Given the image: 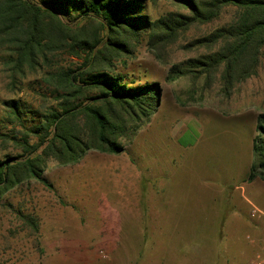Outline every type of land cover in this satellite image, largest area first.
Wrapping results in <instances>:
<instances>
[{
	"label": "rangeland",
	"instance_id": "rangeland-1",
	"mask_svg": "<svg viewBox=\"0 0 264 264\" xmlns=\"http://www.w3.org/2000/svg\"><path fill=\"white\" fill-rule=\"evenodd\" d=\"M146 5L155 20L176 11L167 0ZM230 16L226 9L158 46L144 37L115 62L133 86L157 83L156 111L121 139V153L49 161L43 177L50 187L31 179L3 194L0 264H250L264 250L244 199L255 200L264 187V180L247 181L256 117L264 113V68L229 97L216 83L206 89L202 81L168 78L173 66L203 55L207 49L193 42ZM79 63L57 53L50 65ZM43 73L12 80L0 64V120L2 102L11 99L38 112L55 107ZM0 131L21 138L14 124L0 123ZM15 143L0 140V160L21 153Z\"/></svg>",
	"mask_w": 264,
	"mask_h": 264
},
{
	"label": "trees",
	"instance_id": "trees-1",
	"mask_svg": "<svg viewBox=\"0 0 264 264\" xmlns=\"http://www.w3.org/2000/svg\"><path fill=\"white\" fill-rule=\"evenodd\" d=\"M167 1L176 11L155 20L147 0H0L1 66L12 80L44 72L56 103L38 112L20 100L2 102L7 119L0 123L19 126L22 133L17 139L0 131V140H14L21 149L0 160V199L31 179L50 187L43 177L49 161L70 165L89 151L122 152L121 139H131L158 105L157 83L133 86L115 71V62L144 37L150 46L169 43L191 25L230 9L227 22L193 42L207 51L173 66L169 80L189 78L194 86L202 81L206 89L216 83L229 97L264 68V0ZM57 53L81 63L53 67ZM255 133L249 182L264 180V113L256 117ZM28 223L37 227L32 218Z\"/></svg>",
	"mask_w": 264,
	"mask_h": 264
},
{
	"label": "crops",
	"instance_id": "crops-1",
	"mask_svg": "<svg viewBox=\"0 0 264 264\" xmlns=\"http://www.w3.org/2000/svg\"><path fill=\"white\" fill-rule=\"evenodd\" d=\"M259 189H258L259 192L256 191L257 195L254 196L255 200H251L249 198V195H252V194H248V196L247 197L245 196L244 199H245V201L249 202V207L254 206L264 213V187H262L260 190ZM252 201H254V202H252ZM258 222H261V223H258ZM254 223L257 224L256 232H258L259 234H263L264 233L263 221L262 220H260V221L254 220Z\"/></svg>",
	"mask_w": 264,
	"mask_h": 264
},
{
	"label": "built area",
	"instance_id": "built-area-1",
	"mask_svg": "<svg viewBox=\"0 0 264 264\" xmlns=\"http://www.w3.org/2000/svg\"><path fill=\"white\" fill-rule=\"evenodd\" d=\"M249 215L252 219L262 220L264 223V213L260 211L258 208L251 206ZM250 264H264V250L256 254V256L253 258Z\"/></svg>",
	"mask_w": 264,
	"mask_h": 264
}]
</instances>
